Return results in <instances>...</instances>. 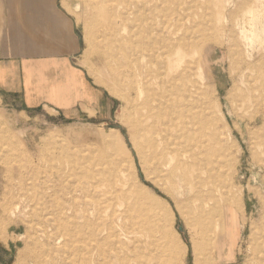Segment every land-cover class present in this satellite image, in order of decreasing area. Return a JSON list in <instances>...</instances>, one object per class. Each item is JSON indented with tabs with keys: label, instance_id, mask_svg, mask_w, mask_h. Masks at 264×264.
I'll list each match as a JSON object with an SVG mask.
<instances>
[{
	"label": "rangeland",
	"instance_id": "1",
	"mask_svg": "<svg viewBox=\"0 0 264 264\" xmlns=\"http://www.w3.org/2000/svg\"><path fill=\"white\" fill-rule=\"evenodd\" d=\"M206 1L154 0L147 4V8L157 7L166 16L174 8L180 9L181 16L190 14L186 10L188 6ZM242 1L235 0L227 5L224 14L214 24L216 28L227 27L224 47L231 49H219L211 53L212 60L204 69L210 80L201 78L198 71L195 79L209 85L203 87L204 97L212 106L208 111L211 121L207 135L211 149L216 152L212 156L216 158L213 166L223 178L222 193L212 192V204L221 216L225 206L234 208L240 225L241 235L230 261L232 264H254L251 259L252 241L259 233L257 227L261 218H264V208L260 204V198L264 199V5L260 8V33L252 35L251 26L246 23L245 34L256 41L255 46L234 25L241 12L239 5ZM66 3L81 37L77 62L87 78L86 87L89 90L86 92L94 95L90 88L101 92V113L96 114L93 108H87L84 115L65 119L47 107L24 111L0 105V264H84L87 255L82 251L61 250L67 238L65 236L60 241L57 238L59 231L54 227L56 219L51 206L56 201H67L70 197L68 190L78 186L83 168L94 167L100 172L110 168L113 161L109 154L113 152L120 159L118 168L123 171L133 194L144 197L147 214L139 217L140 221L136 225L140 232L139 241L135 244L138 248L136 253H132L130 261L127 225L126 236H119L121 244L114 242L117 237H112L114 240L110 242L104 241L100 257L92 264H193L195 256L192 242L198 248L203 247L201 226L192 224L195 181L205 179L207 174L201 169L184 174L167 165L155 171L150 166L140 165L136 157L138 173L131 171L129 152L126 151L130 149L135 156L129 142L133 130V105L129 91L116 80L111 68L115 64L108 60L107 51H101L92 44L97 40L89 13L84 9V0H68ZM187 17L196 18L193 15ZM133 19L129 0L115 3L112 28L120 34L114 36L111 54L115 62L123 66L128 60L126 45L134 44L136 40ZM192 19H184L183 24L191 26ZM181 35L183 31L179 33ZM251 51L254 57L249 58L251 68L246 71L241 61ZM231 66H238L239 69L229 73ZM239 70L244 71L242 78ZM106 105H110V113L104 109ZM179 121L176 119L175 123L178 124L177 130L181 131ZM184 121L188 122L187 119ZM217 130L225 134L221 136L220 142L215 139ZM124 144L128 146L125 151L120 149ZM83 153L87 154L84 156ZM66 158L71 160L70 168L63 170L61 165ZM208 162L210 167V160ZM58 170L61 173L59 177L56 176ZM60 183L66 184L69 189L52 194L50 185L58 187ZM84 199H75V213L78 215L85 210ZM85 201L90 203L88 198ZM110 202L101 203L102 208L106 209ZM15 203H20V209L11 214ZM82 240L88 243L89 238L86 236ZM168 240H175L179 245L180 252L175 257L169 253ZM197 256L199 264H205L204 254L198 253Z\"/></svg>",
	"mask_w": 264,
	"mask_h": 264
},
{
	"label": "bare ground",
	"instance_id": "2",
	"mask_svg": "<svg viewBox=\"0 0 264 264\" xmlns=\"http://www.w3.org/2000/svg\"><path fill=\"white\" fill-rule=\"evenodd\" d=\"M119 1L123 0H84V9L89 13L88 17L97 40L92 44L101 51H107L108 60H111V64H115L111 68L116 80L129 91L133 105L131 116L133 130L129 142L135 151V156L130 149H127L126 144L121 145L120 149L124 151L127 149V153L129 152V163L134 174L138 173L136 158L140 165L150 166L155 171L167 165L184 174L198 169L207 174L205 179L195 181L192 224L201 226L203 247L198 248V245L192 242L195 256L193 264H199L198 253L204 254L203 263L205 264L230 261L234 256V246L241 235L240 225L234 208L225 206L221 216L216 213L215 205L212 204V192L222 193L223 178L217 174L216 167L213 166L216 164V158L213 159L212 156L214 157L216 152L211 149L209 135H207L211 121L208 111L212 106L204 97L203 87H209V85L203 83L202 85L195 79V74L198 71L199 76L204 80L211 79L204 69L212 60L211 53L226 48L224 42L228 35L226 26L216 28L214 24L224 14L227 5L235 0H213V2L208 0L188 6L186 10L190 14H181V16L180 9L174 8L166 16L164 11L157 7L147 8V4L154 0H129V8H133V21L136 25L134 30L136 40L134 44L126 45L129 52L124 66L115 62L111 54L114 36L120 34L112 28L111 21L115 3ZM262 4L264 5L262 0H243L239 5L242 8L241 12L234 22V25L244 33V37L250 39L254 45L256 41L245 34L246 23L251 26L252 35L260 33L258 22ZM190 15L196 16L195 20L187 17ZM184 19H192L191 26H185ZM130 24L128 26H131ZM182 31L183 35L179 36ZM255 38L258 39L257 36ZM256 48L259 49V47ZM252 57H254L253 51L241 61L246 71L251 68L249 58ZM236 69H239L238 66H231L229 73H233ZM243 76L242 70L240 77ZM176 119L180 120L181 131L177 130ZM222 135L225 136L224 132L217 130L215 139L221 140ZM109 157L113 165L104 169L105 171L100 172L94 167L83 168L80 175L81 181L79 180L78 186L73 189L61 183L58 187L50 185L54 195L69 189L70 197L66 202L56 201L51 206L52 215L56 219L54 227L59 231L57 236L59 241L65 236L67 238L61 250L63 252L82 251L87 255L83 261L84 264H92L100 257L104 241L110 242L114 240L112 237H117L114 242L121 244L119 236H126L127 225L129 226L130 261L132 253H136L138 248L135 244L139 241L140 232L137 231L136 225L140 221L139 217L147 214L144 197L141 194L137 196L133 194L123 171L118 168L120 159H117V154L110 153ZM70 162L71 160L66 158L61 169H69ZM101 164L102 167L103 164ZM59 171L56 172L57 177L61 175ZM152 176L155 175L152 174ZM77 197L81 199L87 197L90 200L88 204L85 201L87 198L83 200L86 207L80 215L75 213ZM260 199V204L264 208V199ZM108 200L111 201L106 208L108 210L103 209L101 203ZM19 209L20 203H15L10 213L15 214ZM257 229L259 233L252 241L251 259L254 264H264V218H261ZM86 236L89 238L88 243L82 240ZM167 248L173 257L180 252L175 240H168Z\"/></svg>",
	"mask_w": 264,
	"mask_h": 264
},
{
	"label": "crops",
	"instance_id": "3",
	"mask_svg": "<svg viewBox=\"0 0 264 264\" xmlns=\"http://www.w3.org/2000/svg\"><path fill=\"white\" fill-rule=\"evenodd\" d=\"M66 2L0 0V105L24 111L47 107L65 119L87 108L101 113V92L90 87L94 95L86 92L87 78L77 62L81 37ZM105 108L110 113V105Z\"/></svg>",
	"mask_w": 264,
	"mask_h": 264
}]
</instances>
